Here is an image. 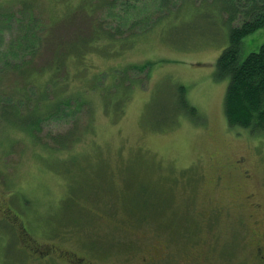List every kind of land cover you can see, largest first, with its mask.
Instances as JSON below:
<instances>
[{"label":"rangeland","instance_id":"rangeland-1","mask_svg":"<svg viewBox=\"0 0 264 264\" xmlns=\"http://www.w3.org/2000/svg\"><path fill=\"white\" fill-rule=\"evenodd\" d=\"M4 1L0 53L25 56L36 70L47 65L57 43L84 40L90 32L110 30L118 41L134 43L118 55L89 56L91 79H82L98 89L86 91L83 109L72 107L74 101L61 106L32 133L22 129L21 118L38 91L26 76L2 68L0 264H73L74 255L87 264H255L254 246H264V133L228 124L227 79L214 77L228 43L220 8L230 2L212 0L204 13L210 25L198 18L194 24L204 28L186 30L192 44L175 47L159 38V26L149 29L153 17L146 14L161 0H119L91 19L76 12L72 21L53 25L47 1L27 0L30 20L20 2ZM177 7L173 11L187 17ZM164 13L160 7L155 17ZM92 21L101 30L91 29ZM263 41L264 27L245 37L242 56ZM180 85L197 110L194 118L182 109L172 115ZM16 87L31 98L10 93ZM119 95L124 99L114 113L105 102ZM11 112L20 115L12 119L16 124L3 116ZM220 205L225 211L215 213ZM211 206L212 222L201 220L197 213Z\"/></svg>","mask_w":264,"mask_h":264},{"label":"trees","instance_id":"trees-1","mask_svg":"<svg viewBox=\"0 0 264 264\" xmlns=\"http://www.w3.org/2000/svg\"><path fill=\"white\" fill-rule=\"evenodd\" d=\"M9 1L12 4L17 1L20 2L28 19L33 18V12L27 0H6L4 2L6 4ZM42 1H47L51 6L52 16L50 17V22L52 25L62 21L64 17H67V21H72L76 12L85 17H94L99 9L113 8L119 2V0ZM214 1L216 2L217 0ZM228 1L231 4L230 8H220V14L222 13L223 15L222 20L226 17L225 20L229 26L228 43L216 60L214 77L216 80L227 79L224 112L228 124L247 128L253 134L264 133V41L257 50L250 51L245 56L241 54L245 37L264 27V0H240L239 6L237 4L238 0ZM176 4L178 5L176 8L179 9L178 12L186 11L188 13L187 17H183L177 11H173V7ZM211 5L212 0H161L158 7L146 14L153 17L149 29L159 26V38L165 43L175 47H188L192 44L194 36L186 30L195 28V30L199 31V28H204L194 24L200 17L205 19L204 25H210V17L204 15V13H208ZM1 6L3 5L0 4ZM160 7L165 12L161 19L155 17ZM132 8L135 9L138 6L133 4ZM206 8L207 10H205ZM239 10L242 11L239 12ZM127 13L129 15V12ZM11 15L12 13L8 14L7 18H10ZM8 20H12V18ZM91 26V29L93 28L95 31H97V28L101 30L99 26L93 25V21ZM49 28L51 29V26ZM181 28H183L184 32H182ZM117 29L119 30V27ZM106 32L105 34L90 32L88 38H84V40L76 38L71 42L57 43V49L53 52L54 54L47 65L42 66L38 70L32 66L25 56L18 60L16 55L11 56L12 54L10 55L9 53V55L0 53V73L3 72L2 68H6L8 71L13 72L14 75L22 78L26 76L29 81L27 84L33 85L38 91L34 107L31 108L32 111H28L24 120L21 118L23 130L30 133L34 132L40 121L49 116V114L56 113L61 106H70L72 101H74L72 107L79 110L83 109L84 103L88 102V97L85 96L87 95L86 91L98 89L97 85L94 86L91 82L87 85L88 82L82 79L86 74L91 79L93 70H90L91 63L88 57L92 54L118 55L124 52L119 50L120 48H129L134 43L131 37H124L118 41L113 37L114 34L110 30ZM102 36L106 40L104 44L99 46ZM45 43L50 46L52 40L48 38ZM16 44H19L18 39ZM97 75V73L93 74L92 80ZM77 78H81L78 83H76ZM109 84L110 86L114 84L113 79ZM109 84L106 86V92H108L110 87ZM131 84H134V82H131ZM117 89L120 90L121 88L117 87ZM126 89H128V85L125 87V92ZM10 93L16 95V97L19 95L24 100L31 98L29 90H20L17 87ZM174 96L176 99L174 104L176 110L173 111L172 115L177 114L182 109L190 114L191 117H196L197 110L194 105L187 102L185 89L182 85L179 88L175 87ZM123 99L124 97L119 95L118 97L107 99L105 103L106 105L111 103L112 106L109 110L118 113ZM3 116L13 124H16L12 120L14 117L20 118L19 114L13 112ZM67 137L66 135L64 139L66 140ZM59 219L57 215V220ZM57 227L55 223L49 230L54 231Z\"/></svg>","mask_w":264,"mask_h":264},{"label":"flooded vegetation","instance_id":"flooded-vegetation-1","mask_svg":"<svg viewBox=\"0 0 264 264\" xmlns=\"http://www.w3.org/2000/svg\"><path fill=\"white\" fill-rule=\"evenodd\" d=\"M235 162H236V164H240L241 159L238 158V159H236ZM224 211H225L224 205H220L219 207L216 208L215 213H223ZM197 215L201 220H204V221L210 220V222H212V206L210 208H208L207 210L199 211L197 213ZM151 258H149V259L144 258V261L145 262H148V261L151 262L153 260ZM163 258H164V256L162 257V259ZM72 260H73V262H72L73 264H87L85 259L79 257L78 255H74L72 257ZM253 261H256L255 264H264V246L262 244H260V245L255 244L254 249H253ZM179 264H203V263H201L197 259H194L193 261L189 260L187 262L186 261H180Z\"/></svg>","mask_w":264,"mask_h":264},{"label":"bare ground","instance_id":"bare-ground-1","mask_svg":"<svg viewBox=\"0 0 264 264\" xmlns=\"http://www.w3.org/2000/svg\"><path fill=\"white\" fill-rule=\"evenodd\" d=\"M250 264V263H249Z\"/></svg>","mask_w":264,"mask_h":264}]
</instances>
